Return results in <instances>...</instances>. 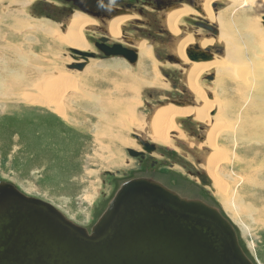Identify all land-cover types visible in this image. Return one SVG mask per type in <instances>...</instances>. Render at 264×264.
Wrapping results in <instances>:
<instances>
[{"label": "rangeland", "instance_id": "374dc122", "mask_svg": "<svg viewBox=\"0 0 264 264\" xmlns=\"http://www.w3.org/2000/svg\"><path fill=\"white\" fill-rule=\"evenodd\" d=\"M201 1L199 0V2ZM210 1L211 8L215 10L213 11L216 15L220 14V22L223 23L222 14L228 6H231L228 4H232L233 0ZM250 1L247 0L242 7L246 10L250 9L246 11L248 12L247 16H256L255 27L260 33L254 37L255 39L252 38L254 45H247L244 37H238L235 34V37L239 38V43L241 40L245 43V45L238 44V50L240 49V52H238L240 53L239 57L241 58L242 56L239 61L244 62H238L237 58L231 60L234 48L229 49L224 42L215 41L213 44H207L202 48H210L209 51L213 53V58L219 59L221 57V61L226 66L225 71L228 73L223 78L222 86L219 82L222 76L215 69L205 72L199 78L201 84L203 83L204 92H214L215 102L218 104L219 113L221 112L220 115L222 114V117L229 116L227 124L222 125L226 129L229 126V129L231 128L230 131L235 130V133V125L245 113H250L255 118H259L258 116L262 117L261 114L264 115V112H262L264 111V11H258L260 10L258 7L252 9ZM0 2V15H4L6 10L18 11L21 8L25 12V16L19 15V17L29 22L28 28L19 33L18 30L12 29L11 26L7 25L8 21L3 22L0 19V24H2L0 25L2 26L0 30V48L7 47L9 44V46L18 45L24 49L26 56H23L28 59V69H31H29L27 83L24 86L20 85L19 87L21 88L17 87L15 89L10 87L1 89L3 92L7 88L11 89L12 96H0V182L12 183L27 196L50 202L71 220L91 228L97 223L124 182L143 175L160 178L172 186L177 185L184 193H194L196 198L193 199H200L218 208L234 225L240 244L251 262L253 264H264V215L255 218L257 219L255 220L256 223L251 222V227L243 225L244 218L249 219V217L242 214L239 216V220H234L226 211L220 196H217L209 185L202 184L197 175L198 173H206L203 152L207 153V151L204 150L205 148L201 150V147L196 145V143L188 145L186 141H183L187 139L192 141L193 138H197L195 135H200L201 133L206 135V130L210 128L209 125L196 117L183 116L179 118L178 125L181 126L185 134L182 136L178 135L177 138H181L178 140L174 139V145L148 140L155 144L157 149L153 153H147L144 158L146 159L145 161L141 157L142 154L133 156L128 151L130 148L137 149V151L139 150L138 147L142 149L137 142L135 134H142L147 137V122L150 115L153 114L154 108L162 104H172L173 101L183 97L185 93L186 98H193L187 103L195 105V99L187 84L184 71L187 68V64L184 65V61L177 62L174 58L168 59L166 57L169 53L175 54L171 49L173 44L172 35L167 33L165 35H156L160 31L158 29L156 31H154L155 29H149L146 21L145 25L143 24L142 26L147 28L148 32L144 31L137 36L144 40L147 38V43L151 44L155 54L157 52L160 57L155 55L153 56L154 59H149L148 56H146L147 58L144 56L141 58L139 53V59L131 64L122 56L120 57L121 60L129 63L130 67L126 68L124 64L119 63V68H112L111 66H114L112 63L117 62L120 58L111 56L116 60H108L110 58L106 59L103 52L101 53L93 44L91 45L92 42L98 41L102 35H106L105 32L99 31L97 27H93L87 31L91 51H85L94 52L95 58H90V66H88V63L82 70H77L69 68V65L76 63L73 58L74 54L70 51L72 48L55 42L58 36L56 34L55 36L54 34L50 35V33L43 30V25L41 26V22L45 19L47 21L51 20L53 23L51 25L63 32L64 26L61 24H67L71 15H65L63 12L62 14L60 11H52V13L48 14L45 12L44 7L45 5L48 6L50 2L59 4L58 2L61 1L14 0V3H17L16 5L9 3L8 0ZM244 2L242 1L241 4ZM214 3H218V6L214 7ZM180 6L189 7L186 4ZM142 8H144L143 14L145 18H149L151 22L158 20L156 22L158 24L159 18L155 14H159V12L157 11V13L149 6H143ZM231 16L237 17L238 15ZM99 19L100 21L105 20ZM200 19L205 20V16L196 10L194 14H189L188 18L184 19L185 23L180 26L183 33L192 34L195 38L196 35L207 38L219 35L226 37V31L220 30L215 25L213 33H205L203 30L205 27L198 28L195 25ZM229 21L226 18L225 23ZM208 22L212 24L211 21ZM160 24L166 27L164 23L160 22ZM41 27L42 29H40ZM195 29L197 30L194 32ZM154 33L157 38L150 36L151 34L154 35ZM151 39L157 44L151 42ZM22 43L26 44V47L22 46ZM194 44L188 45L186 48L194 46ZM136 47L138 46L136 45ZM228 51L231 53L227 54ZM5 54L9 56L8 53L0 50V57L5 56ZM11 54L13 55L14 53ZM103 55L104 58H102ZM227 55L231 59L226 57ZM39 60L43 65L39 63ZM80 62H83V59ZM97 64L100 67L96 68ZM38 66L42 67L45 73H35L38 70ZM8 74L0 72L1 79L9 80L11 74ZM211 75H216L217 80L208 79ZM194 77L198 78V76ZM56 78L59 80L54 82ZM132 79L138 80V83L137 81L132 83L136 87L129 86V81L131 82ZM177 84L179 89L176 90ZM63 88H66L64 92L62 91ZM24 93L33 94L45 101L53 99V96L59 99L58 96L62 93L63 97L60 96V101L68 117L73 120L74 125L67 126L65 124L63 126V122L48 107L22 102L18 97ZM243 94L245 95L243 96ZM16 95L19 96L17 97ZM240 97L244 99H240ZM250 103H255L254 108H256L253 109V113L249 111L253 106ZM225 104L227 108L223 110ZM257 107H260V109H257ZM129 108L131 110L133 108L134 115ZM132 117L135 118L136 122L132 124L129 122V125L123 126L124 121H131ZM260 119L264 121V116ZM138 122L141 123L139 124ZM142 122L145 123V126L144 124L142 125ZM229 122L230 124H228ZM232 124L233 126H231ZM184 136L187 139L182 138ZM248 137L244 140L236 137V141L231 139L232 142L228 146L229 151L233 152L232 156L239 155V158L243 157V159L246 158L250 161L255 159L254 155L258 151L264 154V143H261L262 140H254L252 135ZM246 149L250 150L249 153L244 152ZM249 161L245 164H235L234 167L222 166V168L230 177L231 174L237 175L239 171H242L249 164ZM254 164L260 167L264 165L261 157ZM145 169L147 172H145ZM223 173L221 172V174ZM230 180L228 188L232 186V189L230 188L231 192L238 194H235L236 197L240 196L237 199L241 204L244 203L246 206V204L253 202V205H255L254 202L257 198L261 200L264 197V189H261V191L259 189L258 192L255 189L246 192L235 185V179ZM156 181L158 180L156 179ZM184 182L188 183L189 187L187 188H190L191 192L185 190ZM183 186L185 188L181 189ZM233 189L237 190L234 191ZM248 194L252 196H250L252 199L245 197ZM199 197H202V199ZM239 199H245L246 203ZM256 205L258 208L263 209L261 202ZM248 221L250 222L251 219ZM257 222H260V224H257Z\"/></svg>", "mask_w": 264, "mask_h": 264}, {"label": "water", "instance_id": "95a60500", "mask_svg": "<svg viewBox=\"0 0 264 264\" xmlns=\"http://www.w3.org/2000/svg\"><path fill=\"white\" fill-rule=\"evenodd\" d=\"M100 40L97 45L105 56L137 61L134 49L120 43L106 45V37ZM209 49L196 42L186 54L191 61H207L214 57ZM71 51L76 61L71 68L79 70L88 56L95 54ZM80 57L85 61L80 62ZM138 138L146 151L157 149L147 138ZM128 150L133 156L142 154ZM200 179L209 185L205 173ZM0 264L253 263L233 224L218 208L185 198L152 178L137 177L121 185L91 231L50 202L27 196L12 183L0 182Z\"/></svg>", "mask_w": 264, "mask_h": 264}, {"label": "bare ground", "instance_id": "6f19581e", "mask_svg": "<svg viewBox=\"0 0 264 264\" xmlns=\"http://www.w3.org/2000/svg\"><path fill=\"white\" fill-rule=\"evenodd\" d=\"M0 1H2V0H0ZM8 1H9V3H14V0H8ZM242 1L244 2V0H233L232 4H230V3L228 4L231 6L227 5L228 8H226L222 14L223 23L220 22V14L216 15L214 13L215 10L211 8V6H210L211 1L210 0H202L201 1L202 3H200L202 6V12H203L200 14L204 15L206 20L211 21L212 24L215 25L220 30H225L226 33H228V34L225 33L226 37L219 35L216 37H208V38L207 37H199V39H198L197 35L195 38L192 34H189V33L186 34L185 32L183 33V30L180 28V26H182V24L185 23L184 19L188 18L189 14H192V13L194 14V11H195L191 7L180 6V7H176L173 9H169L168 11H164L161 13V17H162V15H164L163 17H164L165 21H163V22H165L167 30L173 36L172 37L173 44H172L171 49L175 53L174 55L175 56L178 55L177 58L180 57L184 61V65L187 64V68L184 71H185V76L187 78V84H188L189 88L191 89V92H192L194 99H195L194 100L195 105H192L190 103L188 104L187 102L184 103L182 101H173L172 104H169V105H168V103H167V105L162 104L161 106L154 108V112L152 115H150L149 120L147 122L148 126H147V135L146 136H147V139L150 141L156 140V141H160V142L165 143V144L174 145V142H173L174 139L178 140L179 138H181V137L177 138L178 135L182 136L185 134L183 129L181 128V126L178 125V121H179L180 117L188 116V115L193 116V117L198 118L199 120L204 121L207 125H209L210 128H209V130H206L207 131L206 135L203 133L202 139L198 140V139L193 138L191 141L190 139H187L186 136H184L182 138L187 139V140H183V141H186L188 145L196 143V145H199L201 147V150L205 148L204 150H206L207 153L203 152L204 157H205L203 162L206 163V165H205L206 166V170H205L206 173L205 174L208 176L209 187L212 188L213 191H215L214 193L217 196H220L226 211L234 218V220H239L240 219L239 216L242 214L243 216L249 217V219H251V221L249 222L248 221L249 219L244 218L243 225L245 227H251V222L256 223L255 220H257V219H255V218L264 215V204H263L264 203V197L261 198V200L259 198H257L258 201L256 200L254 202L255 205H253V202L250 204H246V206L244 203H242L243 204L242 205L237 199V197H240V196L236 197V195H238V194L235 193L236 194L235 195L234 192L232 193L231 192L232 186L230 184L231 187L228 188V184H229V182H231L230 179H235V182H234L235 185L244 189L246 192H250L253 189H255L258 192L259 189H260V191H261V189H264V174H263L264 173V165L262 167H260V166H256L254 164V163H256V161H258V159L260 157H261L262 162L264 163V154L263 153L261 154L258 151L254 155L255 159H251L249 161L248 159H246V158L243 159V157H241L242 158V160H241V158H239V155H235V156L233 155L232 156L233 152L231 153L229 151L228 145H229V143L232 142L231 139H234L236 141L237 140L236 137H237L238 139L244 140L245 138H247L248 136L250 137L251 135L253 136L254 140L259 139V140H262L261 143H264V121L260 119L264 115L261 114L262 117L258 116L259 118H255L250 113H245L243 115V117L241 116L242 118H240L237 121L238 125H237V123H236V125L234 124L236 126V133H235V130L230 131L231 128L229 129V126L226 129V127L222 124H227V122H228L227 119L229 116L222 117L221 116L222 114L220 115L221 112L219 113L218 104L215 102L216 97L214 96V92L213 93H212V91H205L204 92L205 89L203 90V88H202L203 83L201 84L200 78H199L200 75L204 74L205 72H207L211 69H215V71L217 73H220L222 76V79L219 80L220 85L222 86V82L224 80L223 78H225V76L228 73L227 71H225L226 66H224L223 62L221 61L222 58L221 57L219 59L212 58L211 60H207V61H191V60H189V58L187 57V54H186V50H187L186 47L188 45H191V44H194L197 42V44L200 46V48H203L207 44H213L215 41H220V42H224V44L227 45L229 47V49L234 48L233 58L231 59L228 55L226 57H228L231 60L237 58L238 59L237 61L240 62L239 60L242 59V56H241V58L239 57L240 53H238V52H240V49L238 50V44L239 45H241V44L245 45V43H243L242 40L239 43V38H236L235 34L238 37H244L247 45H254L255 43H254L253 39H255L254 37L258 36L260 33L255 27V17L256 16H253V15L247 16L246 15L248 13L246 11H249L250 9L249 8H248V10L243 9L244 7H242V6L246 4L247 0L243 4H241ZM21 4L23 5V3H21ZM24 4H27V3H24ZM246 7H248V6H246ZM250 7L252 9H255L254 7H258L260 9L258 11L262 12V11H264V0H251L250 1ZM15 10H17V9H15ZM24 14H25V12L22 11L21 8L18 11L6 10L4 12V15L3 14L0 15V19L3 20V22L8 21L9 23H7V25L11 26L12 29L15 28L16 30H18L19 33H21L22 31H25V29L28 28V26H29V22L22 20L19 17V15H24ZM231 15H238V16L233 17ZM134 18H140V17L137 14H135L134 12L132 13V11H129L127 13L117 14V15H115V17H111V18L109 17L103 21H100V19L97 17L90 16V15L85 14V13L80 12V11H74L73 14L70 16V18L68 19L67 24H65V25L63 24V26H64L63 32H60V30L53 27V25H51V23H52L51 20L47 21V19H45L43 22H41V26L43 25V30L50 33V35L54 34V36H55V34H56V36H58L56 38L57 40L55 41V42H58V44H60L62 46L66 45L69 48L77 49L80 51H85V50L91 51V45H90V41H88L87 31H89L93 27H97L99 29V31L105 32L107 35L106 37H108L111 40H116V39L117 40L119 39V41L124 40V36L126 34L128 35V33L124 32V28L126 30V27L128 26V22H130V20H132ZM226 18L229 19L230 21L225 23ZM0 25H2V24H0ZM263 25H264V23H263ZM1 28H2V26H0V30H1ZM40 29H42V27ZM124 33H125V35H124ZM133 37H134L133 38L134 42L131 41L130 43L133 44L135 47H136V45L138 46L136 48L138 49V51L141 55V58H143V56L144 57L148 56L149 59L150 58L152 59L153 56L156 55L154 48H152L151 44L147 43V41H148L147 39L144 40L140 37H136V36H133ZM21 45L26 47V44L22 43ZM20 48L21 47H19L18 45H10L9 46V44L7 45V47H3L2 49L0 48V50L2 52L9 54V56H7V54H5V56L0 57V72L11 74V77L9 78V80L8 79L2 80L1 79L2 76L0 75V96L2 95L4 97H9V96L11 97L12 92H11V89H8L9 87L13 88V89H15L17 87L21 88V87H19L20 85L24 86V84L27 83L26 82L28 79L27 76L29 74V69H30V68L28 69L29 61H28V59H26V57L23 56V55L26 56V52L23 51L24 49H22V48L20 49ZM72 49H70V51ZM246 49H245V51H246ZM11 53H14V54L12 55ZM71 53H73V52L71 51ZM230 53H231L230 51L227 52V54H230ZM54 54H55V52H54ZM137 55L140 57L139 54H137ZM111 56H116L117 58L122 57L121 55H111ZM111 56H105V58L106 59L110 58L108 60H116V59H113ZM139 57H137V59H139ZM32 58H34V56H32ZM80 58L82 59L83 57H80ZM90 58H95V54H94V56H88V61L85 63L86 65L89 63ZM124 58L128 62H130L126 57H124ZM35 60H37V59L35 58ZM40 60H41V57H40ZM40 60H39V63L42 64ZM83 61H85V60H83ZM37 62H38V60H37ZM241 62H244V61H241ZM119 63L124 64V66L126 68L130 67V64L124 60H121V58H120V60H117V62L112 63V65H114V66H111V67L112 68H119L118 67L120 65ZM90 64L91 63H89L88 66H90ZM71 65H69V68H71ZM97 67H100V66L97 64L96 68ZM37 69L38 70H36L35 73H45V71L42 67L40 68L38 66ZM73 69H75V68H73ZM77 70H79V69H77ZM240 72H242V71H240ZM10 74H8V75H10ZM194 76H198V78H195ZM213 79L217 80L216 75H214ZM56 80H59V79L56 78L54 80V82ZM135 81H137V83H138V80H135V79H132L131 82L129 81V83H130L129 86L130 87H132V86L136 87L135 85L132 84ZM141 82L143 83L144 81L141 80ZM60 83H63V82H60ZM144 84H145V82H144ZM1 85H2V87H1ZM129 86H128V88H129ZM3 87H5V88L8 87L7 88L8 91H7V89H5L7 92L6 91L3 92L1 90ZM126 89H127V87H126ZM65 90H66V88L62 89L63 92ZM15 93H16V91H15ZM62 93L60 96L63 97ZM244 95L245 94H243V96ZM16 96L18 97L19 95H16ZM60 96H58L59 99L56 97L54 98V96H53V99H51V100L49 99L48 101H45L39 97H36L33 94L24 93L21 96H19L18 98L21 99V101L24 103H28L31 105H37V106H45V107H48V109L49 108L52 109V111L57 115V117L60 119V121L63 122V126L65 124H67V126H73L74 125L73 120L71 119V117H68L66 110L63 108L64 106L62 105V103L60 101L61 100ZM241 98L242 97H240V99ZM242 99H244V98H242ZM175 102H178V103H175ZM254 104L250 103V105H253L252 107L249 106V107H251L249 109V111L251 113H253V109L256 108V107L254 108ZM226 108H227V105L225 104L223 106V110H225ZM258 108L260 109V107H257V109ZM243 109H245V108H243ZM129 110L133 114V111H132L133 108H132V110H131V108H129ZM220 110H221V108H220ZM242 112H243V110H242ZM262 112H264V111H262ZM132 118L133 119L131 121H127V120L124 121L123 126L126 127L127 125H129L128 124L129 122L131 124L136 122L135 118L134 117H132ZM143 124L145 126L144 122H142V125ZM228 124H230V122ZM231 126H233V124ZM169 135H170V137H169ZM227 141H228V143H226ZM139 144L141 145V143H139ZM141 146L144 149L143 145H141ZM232 147H234V146H232ZM138 149H140V147H138ZM140 150H138V151H140ZM153 151H151V152L146 151V152L153 153ZM249 151H250L249 149H246L244 152L249 153ZM259 155H260V157L257 158V156H259ZM248 161H249V164L246 165L242 171H239V173L237 175L231 174L230 177H228V173L226 174L224 168H222V166L234 167L235 164L236 165L243 164V163L245 164V163H248ZM252 164H254V165H252ZM221 172H224V173L221 174ZM240 184H242V185H240ZM235 190H237V189H235ZM257 192H255V193H257ZM250 196L251 195H249V194L247 196L245 195V197H247L248 199H252L251 198L252 196L251 197ZM241 199H242V196H241ZM241 199H239V200H241ZM253 200H255V199H253ZM241 201L245 202V199H243ZM260 202L262 204L263 209L258 208L256 205ZM253 216H254V218H253ZM252 219H253V221H252ZM262 221H260V222H262ZM260 222H257V224H260Z\"/></svg>", "mask_w": 264, "mask_h": 264}, {"label": "flooded vegetation", "instance_id": "af4514ba", "mask_svg": "<svg viewBox=\"0 0 264 264\" xmlns=\"http://www.w3.org/2000/svg\"><path fill=\"white\" fill-rule=\"evenodd\" d=\"M59 1H61V2H58L59 4H55V3L50 2V4H48V6L45 5L44 6L45 12L50 14V13H52V11H60L61 13L63 12L65 15H72V13L74 11H80V12H83V13L88 14L90 16H94V17L101 18V19H107L109 17L110 18L115 17V15H117V14H121V13L123 14V13H127L129 11H132V13L134 12L135 14H137L140 17V18H134V19L130 20V22H128V26L126 27V30L124 28V32L128 33V35L127 34L125 35V33H124V35H125L124 40L125 41L124 40L119 41V39L118 40H111L108 37H106L107 35H102L98 41H95L94 43L92 42L91 45L93 44L99 51H100V49L98 48L97 44L101 43L100 39L102 37H106V40H107L105 42L106 45H113L115 43H120L126 47L130 46L129 48H132L134 45H132L130 42L131 41L134 42L133 36L139 37V36H137L139 33H142L144 31L148 32L147 28L142 26L143 24L145 25L146 21H147L146 23L148 24L149 29H155L154 31H156V29H158L160 31V32H157L156 35H165L166 33L171 35V33L167 30V27H164L163 24H160V22L165 24V22H163V21H165L164 17H163L164 15H162V17L160 15L161 12H163V11H167L169 9L179 7L180 5L186 4V5H189V7L196 10L198 13H203L202 12V6L200 4L201 2H199V0H59ZM140 2H142V3H140ZM217 4L218 3H214V7H217L218 6ZM143 6H149L152 9H154V11L159 12V14H155V16H158V18H159L158 24H156V22L158 20H156V22L154 20L151 22V20L149 18H145L144 14H143L144 13V8H142ZM87 9H93L94 13H96V14H93V12L88 11ZM116 12H118V13H116ZM159 24H160V26H159ZM61 25L63 26V24H61ZM195 25H197L198 28L205 27V28H203V30L207 34L213 33V31L215 29L214 25L209 24V22H208V20H206V18H205V20L200 19L199 21H197L195 23ZM165 26H166V24H165ZM128 27H129V29H128ZM196 30L197 29H195L194 32ZM151 32H152V30H151ZM156 35L154 33V35L151 34L150 36L151 37L154 36L153 38H157ZM128 39L129 40L131 39V40L129 41ZM151 42H153L154 44H157L154 42L153 39H151ZM158 46H161V45H158ZM132 49H134L136 51V53L139 54V51L136 50L134 47ZM208 52H210V51H208ZM156 56L160 57V55L157 54V52H156ZM166 57L168 59H173V58H175V55L173 53H169ZM102 58H104V55L102 56ZM177 86H178V84L175 87L176 90L179 89V86L178 87ZM180 86H182V85H180ZM185 96H186V93L184 94L183 97H181L180 99H177L175 101H182V102L186 101L187 102V101L193 100V98L190 99V98H186ZM135 136H136V139L138 140L137 141L138 144L140 143V140L138 137L147 138V137L143 136L142 134H135ZM195 136H197V138H202L203 135L201 133L200 135H195ZM138 152L142 153L141 157L143 158V161H145L146 159H144V158L146 157V154L148 152H146L143 148ZM145 172H147L146 169H145ZM197 175H198V177H200V173H198ZM141 177H148V178H152L154 180L157 179L158 181L165 184L166 186H168L172 190L178 192L181 196H183L185 198H191V199L196 198L194 196L195 194L191 192L190 188H187V187H189V185H187L188 183H186V182H184V185L186 186L185 190H188L189 192H191L188 194L182 192L180 190V187H177V185L172 186L168 182H165L160 178H155V177H152L149 175H143ZM183 188H185V187L183 186L181 189H183ZM188 195H190V196H188ZM199 198L202 199V197H199ZM88 229H89V231H91L92 227L88 228Z\"/></svg>", "mask_w": 264, "mask_h": 264}]
</instances>
